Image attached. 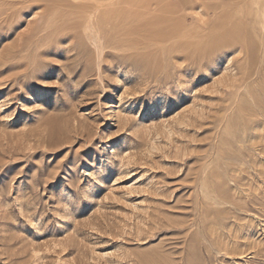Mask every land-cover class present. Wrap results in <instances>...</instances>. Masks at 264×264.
I'll use <instances>...</instances> for the list:
<instances>
[{"label":"rangeland","instance_id":"rangeland-1","mask_svg":"<svg viewBox=\"0 0 264 264\" xmlns=\"http://www.w3.org/2000/svg\"><path fill=\"white\" fill-rule=\"evenodd\" d=\"M96 1L27 0L0 20V264H264V125L225 93L236 54L188 64L139 42L131 57L108 24L99 57L58 31ZM205 1L237 17L263 0Z\"/></svg>","mask_w":264,"mask_h":264},{"label":"bare ground","instance_id":"bare-ground-1","mask_svg":"<svg viewBox=\"0 0 264 264\" xmlns=\"http://www.w3.org/2000/svg\"><path fill=\"white\" fill-rule=\"evenodd\" d=\"M117 1L123 5L118 4L119 7L113 8L112 5L115 6L113 0H97L87 6L71 4L70 10L63 15V22L58 27V31L66 40L78 34L92 40L99 57L109 46L106 37L108 24L112 25L114 34L120 35L115 48L135 50L134 53L128 54L131 57L139 55L137 49L139 42L146 46L158 45L156 53L159 51L162 53L163 49L178 51L188 64L204 62L207 65L210 60L219 58L221 53H235L232 63L236 73L232 75L233 79L228 86L230 90H225V93L234 94L241 99L244 95L242 89L249 88L246 93L255 100L254 106L243 105L238 99L231 103V107L246 112L247 125L259 123L260 119L264 125V99L251 91V87L256 85L264 96V0L258 1L256 10L237 17H227L225 13L218 12L216 6L207 5L205 0ZM26 2L27 0L18 3L13 0H0L1 22L7 24L17 11L26 7ZM247 2L249 3V0ZM17 4L23 6L20 5L16 10ZM224 4L226 7L231 5L229 2ZM199 7L203 8L202 12H198L200 17L191 15L187 11ZM210 11L216 15V19H204ZM189 19L195 23L193 26H190ZM123 57L125 56H121V59ZM222 58L220 57V60ZM228 110L229 107L224 105L223 116L220 118L221 122L226 124L223 127V137L228 131ZM140 260V264L163 263L161 258L156 257L143 256Z\"/></svg>","mask_w":264,"mask_h":264}]
</instances>
